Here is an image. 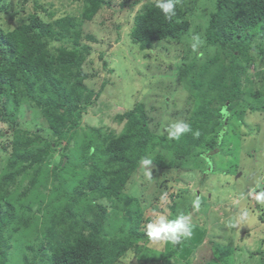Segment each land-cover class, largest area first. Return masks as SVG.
<instances>
[{"label":"trees","instance_id":"obj_1","mask_svg":"<svg viewBox=\"0 0 264 264\" xmlns=\"http://www.w3.org/2000/svg\"><path fill=\"white\" fill-rule=\"evenodd\" d=\"M36 4L35 11L47 12ZM140 4L128 24L141 51L157 41L180 45L189 38L192 24L180 5L169 21L156 3L136 0L132 11ZM211 4L198 32L205 57L190 47L185 56L192 60L179 72L191 107L190 131L179 139L151 131L142 104L117 116L119 133L82 128L109 84L98 91L87 84L93 76L86 66L94 53L87 41L97 40L85 30L112 0H82L78 16L36 12L12 30L0 26V122L8 125L11 148L0 174V264H125L121 257L129 250L134 264H191L173 252L159 258L152 249L148 253L141 227L153 219H145L144 203L125 189L143 167L171 178L174 171L199 169L207 156L223 152L229 131L236 132L247 115L264 113V0ZM27 110L45 122L47 136L21 128L20 113ZM5 134L0 130V138ZM64 142L60 161L54 162ZM144 159L151 163L143 165ZM182 194L169 195L173 212L179 213L176 199ZM35 203L44 216L35 215ZM65 218L72 222L69 228ZM227 258L222 249L221 260Z\"/></svg>","mask_w":264,"mask_h":264},{"label":"rangeland","instance_id":"obj_2","mask_svg":"<svg viewBox=\"0 0 264 264\" xmlns=\"http://www.w3.org/2000/svg\"><path fill=\"white\" fill-rule=\"evenodd\" d=\"M34 1L3 0L0 26L4 30H12L36 12L43 16L47 13L55 17L78 16L82 9V0H36V5L47 12L35 11ZM135 1L112 0V7L86 26V33L97 40L95 43L87 41L94 49L93 60L86 66L88 74L93 76L87 84L97 91L105 81L109 84L96 106L90 108L84 117L82 128L86 125L100 126L119 133L123 126L117 122V116L141 104L147 112L151 131L158 135L169 133L171 125L186 123L189 118L188 91L184 84L180 85L179 72L184 63L192 60V56L186 58L185 53L191 47L192 37L204 29L213 0H181L179 5L186 10L192 24L189 38L180 45L157 41L149 51H141L129 34L131 25L128 21L142 5L135 6L132 11L131 5ZM143 2L157 3V0ZM205 54L203 47L199 46L197 57L204 58ZM105 62L108 63L107 68ZM20 114L21 128L48 135V126L33 111ZM244 121L236 132L229 131L223 152L207 156L199 169L188 173L174 171L171 178L143 167L131 178L125 193L144 203L145 219H155L158 215L173 219L184 213L190 216L193 225L192 237L182 239L175 246L142 241L148 253L152 249L153 256L159 258L163 253L173 252L175 257L191 264H264V211H261L264 202L256 199L258 192L252 189L264 191V113L247 115ZM7 129L8 125L0 122V130L6 133L0 138V174L11 150L7 132L10 130ZM63 147L65 142L58 147L54 162L60 161ZM174 190L184 191L176 199V211L179 213L169 209L172 203L169 195ZM197 198L200 204L195 208L193 201ZM185 207L188 208L185 210ZM33 211L35 215L38 213L37 203ZM59 213L56 217L61 216L62 212ZM37 215L44 216L42 213ZM71 223L65 218L67 228ZM147 223L144 222L142 231H145ZM222 249L228 256L226 261L221 260ZM133 261L136 262L135 257L130 264H134Z\"/></svg>","mask_w":264,"mask_h":264},{"label":"clouds","instance_id":"obj_3","mask_svg":"<svg viewBox=\"0 0 264 264\" xmlns=\"http://www.w3.org/2000/svg\"><path fill=\"white\" fill-rule=\"evenodd\" d=\"M181 0H157L156 7L161 10L165 18L169 21L177 14V6ZM201 44L199 35L192 37L191 48L196 51ZM190 131V126L183 122H178L168 129L169 139H179L183 134ZM143 165H148L151 161L144 159L141 161ZM258 201L264 202V192L256 195ZM200 204L199 198L193 201V207L198 208ZM146 238L151 243H168L173 246L179 244L182 239H190L193 235V225L190 216L179 213L173 219H169L164 215H158L145 225ZM134 256L132 250L126 253L125 257H121L122 261H130Z\"/></svg>","mask_w":264,"mask_h":264}]
</instances>
